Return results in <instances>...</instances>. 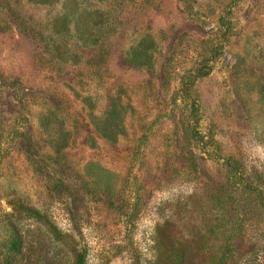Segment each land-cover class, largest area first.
I'll return each instance as SVG.
<instances>
[{
    "label": "rangeland",
    "instance_id": "obj_1",
    "mask_svg": "<svg viewBox=\"0 0 264 264\" xmlns=\"http://www.w3.org/2000/svg\"><path fill=\"white\" fill-rule=\"evenodd\" d=\"M13 228L18 264H264V0H0V261Z\"/></svg>",
    "mask_w": 264,
    "mask_h": 264
},
{
    "label": "trees",
    "instance_id": "obj_2",
    "mask_svg": "<svg viewBox=\"0 0 264 264\" xmlns=\"http://www.w3.org/2000/svg\"><path fill=\"white\" fill-rule=\"evenodd\" d=\"M107 136H110V135H107ZM51 229L56 230L55 226L52 224H51ZM12 232H13V238L9 243L8 251L3 254L0 264H18L17 258H18L19 253H21L22 247H23L22 246V236L19 235L17 229L13 228ZM179 257H181V254ZM184 259L182 256V260L180 261L183 262ZM71 264H85L84 255L80 253L76 254L75 260Z\"/></svg>",
    "mask_w": 264,
    "mask_h": 264
}]
</instances>
